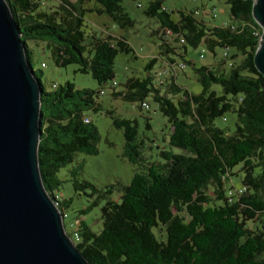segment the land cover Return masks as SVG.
Masks as SVG:
<instances>
[{"label": "trees", "instance_id": "trees-1", "mask_svg": "<svg viewBox=\"0 0 264 264\" xmlns=\"http://www.w3.org/2000/svg\"><path fill=\"white\" fill-rule=\"evenodd\" d=\"M5 1L21 29L29 60L28 43H42L55 50L57 66L76 65L79 73L90 74L105 86L115 78L117 55L132 51L123 38L93 36L86 41L83 29L86 12L106 13L120 27H131L122 0H57L50 9H44L40 0ZM90 1L99 7L86 8ZM163 2H151L146 15L160 24L156 34L168 74L175 64L171 58L175 44L184 53L188 46L203 45L214 54L222 48L227 56L224 53L219 65L226 64L233 49L234 63L229 73L193 66L202 88L194 95L174 78L154 82L152 59L145 66L146 77L130 78L125 92L113 93L141 102L142 110H148L142 104L152 96L171 125L169 144L180 153L163 151V163L149 164L129 185H120V202L108 199L101 208L99 233L79 219L78 226H72L82 242L76 247L90 264H264V76L255 64L263 30L253 16L254 0H226L233 23L221 26L207 24L193 12L180 11L173 20ZM168 31L174 40L167 37ZM214 85L222 88L221 94ZM41 88L39 168L54 198L62 184L60 169L72 163L77 152H96L97 129L83 117L84 109L95 102V92L75 91L71 83L57 85L53 92H46L42 84ZM180 93L182 97L175 99ZM227 113L238 117L231 135L214 124ZM114 125L124 129L128 157L136 162L140 152L132 143L137 125L130 120H116ZM233 176L241 177V187H226ZM83 185L96 191L88 182ZM114 188L103 194L110 195Z\"/></svg>", "mask_w": 264, "mask_h": 264}, {"label": "rangeland", "instance_id": "rangeland-1", "mask_svg": "<svg viewBox=\"0 0 264 264\" xmlns=\"http://www.w3.org/2000/svg\"><path fill=\"white\" fill-rule=\"evenodd\" d=\"M40 1L44 4V9L55 8L58 5L57 0ZM72 1L76 2L77 0ZM153 1L122 0L121 5L124 12L133 21V25L126 28L120 27L106 13H85L83 29L86 41L93 36L101 39H107L110 36L116 39H125L132 48L130 53L117 55L114 63L115 78L105 86H100L90 74L79 73L76 65L57 66L54 60L55 50L45 49V45L42 43H28L33 70L46 92L55 91L54 84L65 86L67 83H71L75 91L95 92V102L84 109L83 117L97 129L96 152L93 154L77 152L72 163L62 167L57 173L62 184L55 194L60 197L62 205L60 207L68 215V218L64 220V226L70 235L73 233L72 226H78L80 220H83L94 232L99 233L102 229L101 208L108 199L120 202V192L117 189L120 185H129L134 175L144 173L149 164L163 163L164 159L161 156L163 151L180 153L179 149L169 144L171 125L160 112L152 96L148 98L149 109L142 110L141 102L126 101L120 97H114L113 93L125 92L127 81L130 78L146 77L145 66L152 59H156V63L150 71L154 82L164 81L165 78H167V82H170L174 78L177 85L194 95L200 94L202 88L196 79L193 66H209L217 71L229 73L231 64L234 63L230 59V56L235 52L233 49L228 51L229 57L226 59V64L219 65L225 59L226 50L222 48H218L214 54L203 45L197 48L188 46L187 52L184 53V49L179 44H175L171 55L175 64L168 74L167 58L160 49L162 41L156 34L160 30V24L156 18L146 15V11ZM163 6L169 11L173 20L178 19V12L185 11L197 13L196 16L199 20L210 25L221 26L233 23L230 6L226 0H164ZM85 7L95 8L99 5L90 1L85 3ZM171 41L174 43L173 40ZM179 64H184V69H180ZM113 82L117 84L115 88H113ZM213 89L219 94L222 93V88L219 85H214ZM163 90L162 93L165 94V88ZM100 91H103L104 94L100 95ZM182 95V93L177 94L174 98L179 99ZM116 120H130L137 125V138L132 143L138 147L140 152V159L136 162L130 161L128 157L125 131L114 125ZM237 120V114L227 113L224 117L216 119L214 124L231 135L236 129ZM147 124L150 125V128L147 127ZM85 182L90 183L97 192L90 187H85L83 185ZM240 184L241 177L233 176L230 182H227L226 187L239 188ZM112 186L115 188L110 195L103 194ZM99 195L102 197L98 204L93 206V202ZM81 243V241H76L75 245Z\"/></svg>", "mask_w": 264, "mask_h": 264}, {"label": "water", "instance_id": "water-1", "mask_svg": "<svg viewBox=\"0 0 264 264\" xmlns=\"http://www.w3.org/2000/svg\"><path fill=\"white\" fill-rule=\"evenodd\" d=\"M253 16L263 30L255 64L264 76V0H254ZM21 38L0 0V264H90L42 181V88Z\"/></svg>", "mask_w": 264, "mask_h": 264}, {"label": "built area", "instance_id": "built-area-1", "mask_svg": "<svg viewBox=\"0 0 264 264\" xmlns=\"http://www.w3.org/2000/svg\"><path fill=\"white\" fill-rule=\"evenodd\" d=\"M213 17H215V15H213ZM167 34H168L167 37H168L169 39H173V40H174V38L171 37V36H172V33H171L170 31H168ZM182 42H183V40H182ZM225 56H227V52H225ZM179 67H180V69H184L185 65H184V64H181V65H179ZM53 88L56 89V88H57V85L54 84V85H53ZM142 106H143L144 109H149L150 104L147 103V102H145V103L142 104ZM84 121H85V123H90V121H89L88 119H86V118H85ZM242 192H243V191H239V193H242ZM232 193H233V192H230L229 195L231 196ZM53 200H54L56 206L59 208V207L61 206V203H60V197H59L57 194H54V198H53ZM60 212H61V214H62L63 220H65V219L68 218V215H67L63 210H62V211L60 210ZM71 239L73 240L74 243H75L76 241H79V239H80L79 233H78L77 231H75V232L73 233V236H71Z\"/></svg>", "mask_w": 264, "mask_h": 264}]
</instances>
